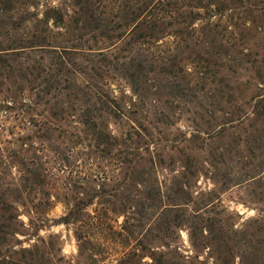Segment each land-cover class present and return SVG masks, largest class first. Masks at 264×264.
Wrapping results in <instances>:
<instances>
[{
	"label": "rangeland",
	"instance_id": "rangeland-1",
	"mask_svg": "<svg viewBox=\"0 0 264 264\" xmlns=\"http://www.w3.org/2000/svg\"><path fill=\"white\" fill-rule=\"evenodd\" d=\"M36 247L264 264V0H0V253Z\"/></svg>",
	"mask_w": 264,
	"mask_h": 264
},
{
	"label": "trees",
	"instance_id": "trees-1",
	"mask_svg": "<svg viewBox=\"0 0 264 264\" xmlns=\"http://www.w3.org/2000/svg\"><path fill=\"white\" fill-rule=\"evenodd\" d=\"M67 221V220H66ZM39 249H30V248H23L20 251L21 258L18 260H14L12 257L4 258L3 255L0 253V264H35L37 260L40 259L38 255Z\"/></svg>",
	"mask_w": 264,
	"mask_h": 264
}]
</instances>
